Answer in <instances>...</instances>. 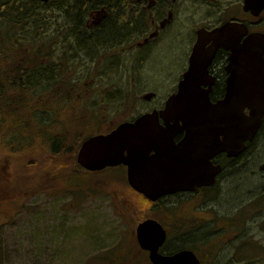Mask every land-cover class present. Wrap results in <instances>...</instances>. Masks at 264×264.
Masks as SVG:
<instances>
[{"label": "flooded vegetation", "instance_id": "flooded-vegetation-1", "mask_svg": "<svg viewBox=\"0 0 264 264\" xmlns=\"http://www.w3.org/2000/svg\"><path fill=\"white\" fill-rule=\"evenodd\" d=\"M38 2L42 4L40 0ZM93 4L94 6L80 9L83 13L79 15L77 23H68L65 17L61 23H50L49 38L44 40L48 47L52 44L58 45L66 62L74 63L75 71L46 70L37 73L44 77L41 82L22 81L27 86L23 99H32L31 106L34 109L46 111L40 114L41 118L34 119L33 123L49 126L48 111L52 107L64 113L74 108L79 110L78 116L85 121L82 127L72 124L70 120L68 122L79 131L81 137L76 151V163L81 169L83 168L77 162V154L84 140L107 133L119 123L133 122L143 114L164 109L168 98L178 92L180 82L190 65L193 49L200 38V32L203 42L201 67L209 63L196 75L195 82L199 84L197 89L200 92L208 90L210 101L213 103L224 96L226 78L229 75L226 66L230 52L222 47L214 49L215 41L212 37L209 38L208 33L227 23H233L245 27L246 34L243 38L255 35L264 41V0H94ZM65 10L67 9H61L60 13L64 14ZM132 21L137 22L133 24ZM114 22L116 24H113ZM155 52L162 54L170 64L163 75L153 77L144 71L131 70L132 62L141 63V67L145 66ZM211 52L214 55L209 59ZM25 74L33 76L34 72L21 73ZM52 76L59 78L51 80ZM115 78L125 82L117 90L122 95L118 103L119 108L110 113V104L116 91ZM15 83L18 84L19 81ZM35 84L43 85L41 100L35 101V95L31 93ZM2 90L0 87V91ZM9 91L12 96H17L20 89L12 87ZM137 109L140 111L134 114ZM62 123L65 121L62 120ZM158 123L165 126L162 118L158 119ZM179 123L181 124V121ZM29 124H32V119ZM102 125L106 127L98 133H84V130ZM184 136L185 131L177 133L173 138L175 144H179ZM40 137L43 138V135H38L37 132L36 139L41 141ZM256 138L257 136L254 140ZM253 141L247 143L246 150L241 154H204L188 150H152L143 153L149 156L172 154L176 158L175 166L181 172L180 182H185L184 184L193 188L161 197L154 202L150 201L153 204L150 209L155 214L142 220L154 219L165 230V240L158 250L160 254L171 255L180 250H192L203 264L199 255L189 245L175 246L170 243L177 237L178 229V235L193 229L192 225L184 223V219L194 217L200 204L207 203L205 199L209 196L208 192L221 184L224 175L238 169ZM25 153L13 154L0 150V204L12 203L19 197L50 192L48 184L43 191L18 195L19 169H15L20 161L34 155L31 151ZM29 162L28 159L27 166ZM215 166H220L221 171L210 184L212 167ZM119 167L124 173L122 178L135 191L128 181V166ZM74 171L77 172V169ZM127 239L121 247L99 257L100 264H125L127 256H132L133 246L145 254L146 264H151L149 252L140 247L134 229L127 232ZM121 248L123 250L120 253ZM134 264H138V261Z\"/></svg>", "mask_w": 264, "mask_h": 264}, {"label": "rangeland", "instance_id": "rangeland-1", "mask_svg": "<svg viewBox=\"0 0 264 264\" xmlns=\"http://www.w3.org/2000/svg\"><path fill=\"white\" fill-rule=\"evenodd\" d=\"M60 11L56 6L49 10L46 23L26 29V38L20 41L42 40L46 35L49 38V22L52 18L56 24L61 23ZM169 66L164 56L155 52L145 66L132 62L131 70L160 77ZM114 81L116 91L110 113L119 108L122 95L117 90L125 82L116 78ZM78 111L70 109L60 119L82 127L85 121ZM105 127L94 126L84 133L95 134ZM246 154L235 172L221 178V184L206 197L207 203L200 204L195 216L185 215L189 219L184 223L193 229L183 235H178V229L170 243L189 245L203 264H225L243 240L248 241L245 248L257 255L258 261L237 264H264V132ZM120 171L106 168L102 176L71 173L66 175L62 188L0 204V264H100L99 257L121 247L128 240L127 232L133 229L131 212L123 207L119 212L105 185H101L110 183L115 176L123 177ZM136 248L132 247V256H127L125 264H146L145 254Z\"/></svg>", "mask_w": 264, "mask_h": 264}, {"label": "water", "instance_id": "water-1", "mask_svg": "<svg viewBox=\"0 0 264 264\" xmlns=\"http://www.w3.org/2000/svg\"><path fill=\"white\" fill-rule=\"evenodd\" d=\"M245 33V29L233 23L208 33L215 41L214 49L222 47L230 51L226 66L229 75L222 99L212 103L208 92L197 89L196 75L205 69L200 62L203 48L200 32L187 73L164 109L84 140L78 150V164L90 171L124 164L128 166L130 185L154 202L164 195L193 188L180 182L181 172L172 154L149 156L144 152L188 150L241 154L246 149L245 143L254 139L264 118V41L249 36L241 42ZM212 55L213 52L208 57ZM159 118L165 121V126L158 123ZM183 131L184 138L175 144L174 136ZM212 168L210 184L221 171L220 166ZM165 236L161 224L153 219L144 220L136 227L137 241L149 251L152 264H201L191 250L160 254L158 250Z\"/></svg>", "mask_w": 264, "mask_h": 264}, {"label": "trees", "instance_id": "trees-1", "mask_svg": "<svg viewBox=\"0 0 264 264\" xmlns=\"http://www.w3.org/2000/svg\"><path fill=\"white\" fill-rule=\"evenodd\" d=\"M93 1L55 0L46 4L42 3L40 6L38 0H0V87L3 88L0 91V150L13 154H26L25 152L31 151L34 154L20 161L18 168L15 169H19L18 195L43 191L48 184L50 191L62 188L66 175L76 173L74 171L76 169L77 173L84 172L82 175L89 174L76 163V151L81 141L79 131L68 120L63 124L60 119V116H67L68 111L64 113L52 107L48 111L49 126H39L33 123V120L41 118L40 114L46 111L34 109L31 106L32 99L30 101L23 99L27 86L22 81L41 82L44 77L37 73L46 70L75 71L74 63L66 62L58 45L52 44L48 47V43H44L43 39L31 40L27 43L20 40L26 38L24 35L26 29L44 25L48 20V11L54 9L55 6L60 10L67 9L64 14L60 13V15L65 17L68 23L73 24L79 22V15L83 13L82 10L85 7L94 6ZM50 21L49 23L54 22L52 18ZM132 22L135 24L137 21ZM22 72H34V75H21ZM58 78L52 76L51 80ZM17 80L18 84L15 83ZM35 85L31 93L35 95V101L41 100L43 85ZM12 87L20 89L17 96L11 95L9 89ZM28 103L29 105H25ZM31 119L32 124L30 125ZM260 129L256 135L257 138L264 132V124ZM37 132L38 135H43V138L40 137L41 141L36 139ZM257 138L253 143L257 141ZM252 145L248 151L251 150ZM28 159L30 162L27 166ZM111 170L119 172L118 168ZM104 173L105 171L97 174L102 176ZM101 185H105L107 193L113 198L119 212L122 207L131 212L129 222L133 229L143 218L153 216L154 213L150 209L153 204L141 194L133 191L124 178L115 176L110 183H101ZM246 245L248 241L243 240L236 254L225 264H237L244 260L258 261V256L255 257L249 252L250 250H246Z\"/></svg>", "mask_w": 264, "mask_h": 264}]
</instances>
